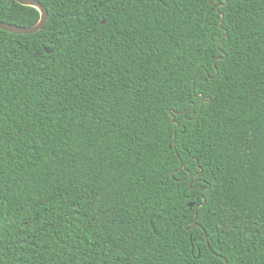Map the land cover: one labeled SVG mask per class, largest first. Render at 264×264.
<instances>
[{
  "label": "trees",
  "instance_id": "trees-1",
  "mask_svg": "<svg viewBox=\"0 0 264 264\" xmlns=\"http://www.w3.org/2000/svg\"><path fill=\"white\" fill-rule=\"evenodd\" d=\"M38 1L0 29V264H264V0Z\"/></svg>",
  "mask_w": 264,
  "mask_h": 264
},
{
  "label": "water",
  "instance_id": "water-1",
  "mask_svg": "<svg viewBox=\"0 0 264 264\" xmlns=\"http://www.w3.org/2000/svg\"><path fill=\"white\" fill-rule=\"evenodd\" d=\"M16 1L22 5L35 7L39 11V15H40L39 20L34 25L27 26V27H22V26H18L15 24L8 23V22H1L0 21V29L5 30V31H9V32H13L16 34H31V33L39 31L45 25V23L48 20V12H47L45 6L43 4H41V2H39L38 0H16ZM218 7L219 6H217V9H218ZM101 22H104V20H102ZM204 101H205V98L202 97L201 102H200V106H202ZM169 147L171 148L172 144H170ZM197 208H198V206L195 207V217H194L193 222L197 218ZM194 225L200 226L199 224H197L195 222L193 223V226ZM205 237H206V243L209 247V243H208L206 234H205ZM225 264H227L226 260H225Z\"/></svg>",
  "mask_w": 264,
  "mask_h": 264
}]
</instances>
